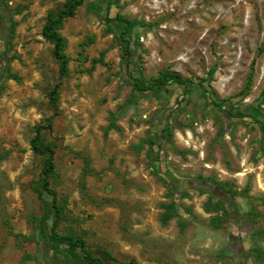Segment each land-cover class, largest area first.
<instances>
[{
  "label": "rangeland",
  "instance_id": "374dc122",
  "mask_svg": "<svg viewBox=\"0 0 264 264\" xmlns=\"http://www.w3.org/2000/svg\"><path fill=\"white\" fill-rule=\"evenodd\" d=\"M111 1L84 0L63 22L54 114L58 66L41 29L64 0H0V264H88L42 232L55 214L34 190L30 140L50 116L57 232L104 264H264V0ZM117 15L135 21L129 67ZM165 69L188 83L132 84Z\"/></svg>",
  "mask_w": 264,
  "mask_h": 264
},
{
  "label": "trees",
  "instance_id": "16d2710c",
  "mask_svg": "<svg viewBox=\"0 0 264 264\" xmlns=\"http://www.w3.org/2000/svg\"><path fill=\"white\" fill-rule=\"evenodd\" d=\"M111 4V0H108ZM84 0H64V2L57 6L56 8L48 10L45 21L41 29V36L52 45L51 54L58 66V80L55 82L53 87L49 91V101L51 106L54 109V114L57 113V100L59 97V88L61 86V80L68 75V63L69 56L67 55L66 48V38L60 33V29L63 25L65 19L74 16L76 9L83 4ZM117 22H124L125 28L121 30L119 28L118 34L115 36L118 42L121 45L122 50L124 51V56L126 60L127 67L131 64V41L130 34H127L128 28L131 29V25L135 24V21L125 20L120 15L115 17ZM9 72V71H8ZM9 77L17 78L16 75L8 73ZM132 84L136 89L151 90L154 88H159L165 86L166 84L173 82L177 84H187L188 79L183 78L179 73L165 69L162 70L156 77H153L145 85V88H142L140 85L139 78L131 77ZM248 85V84H247ZM52 117H48L44 123L38 124L35 127V134L30 140L31 149L35 154L40 155L42 161V167L40 171L39 179L34 186V190L37 193V196L40 200L44 199V194L51 196V202L46 203L47 209H53L55 214V219L49 227H46L45 230H42L45 239L57 241L58 243L65 244L72 251H80L84 259L88 264H104V260L96 256L89 246L85 243L80 237L69 235L66 233L57 232V224L59 218L62 216V207L59 203L56 202V193L51 187V179L55 175V162H54V147L52 144L46 140L44 135V130L50 129L52 127L51 123ZM109 126H114L112 121ZM166 174V173H165ZM159 179L164 183L168 184V176L159 174ZM203 183H200L199 186H203ZM172 185L169 186L170 191H172ZM219 190L224 193L232 195L223 190L221 186H217ZM214 204H219L223 207L227 215L230 214L229 210L223 203L220 197L215 198L213 195L211 197ZM170 205V204H169ZM168 205V206H169ZM166 216L162 215V220H166ZM48 217H43V222H47ZM123 264H136L134 260H129Z\"/></svg>",
  "mask_w": 264,
  "mask_h": 264
},
{
  "label": "flooded vegetation",
  "instance_id": "af4514ba",
  "mask_svg": "<svg viewBox=\"0 0 264 264\" xmlns=\"http://www.w3.org/2000/svg\"><path fill=\"white\" fill-rule=\"evenodd\" d=\"M200 183H201V182H199L198 184L200 185ZM215 192H216V193L219 192V194L214 195L215 198L220 197V198L222 199L223 203L225 204V206L227 207V210H229V212H231V211L233 210V208H234V204H235V201L233 200V198H232L229 194H227V193H224V192H222V191H217V189H216ZM236 215H238V214L235 213V216H236ZM233 228H234V227H233ZM236 236H237V235H235V233H233L232 237H233V238H236Z\"/></svg>",
  "mask_w": 264,
  "mask_h": 264
}]
</instances>
